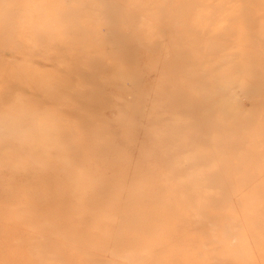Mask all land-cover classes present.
Wrapping results in <instances>:
<instances>
[{
	"label": "rangeland",
	"instance_id": "obj_1",
	"mask_svg": "<svg viewBox=\"0 0 264 264\" xmlns=\"http://www.w3.org/2000/svg\"><path fill=\"white\" fill-rule=\"evenodd\" d=\"M0 264H264V0H0Z\"/></svg>",
	"mask_w": 264,
	"mask_h": 264
},
{
	"label": "bare ground",
	"instance_id": "obj_2",
	"mask_svg": "<svg viewBox=\"0 0 264 264\" xmlns=\"http://www.w3.org/2000/svg\"><path fill=\"white\" fill-rule=\"evenodd\" d=\"M164 218V217H163Z\"/></svg>",
	"mask_w": 264,
	"mask_h": 264
}]
</instances>
